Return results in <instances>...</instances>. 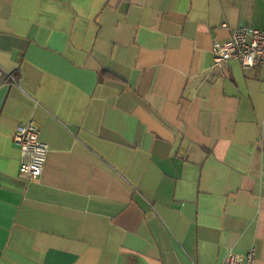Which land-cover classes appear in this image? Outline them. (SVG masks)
<instances>
[{
    "label": "crops",
    "instance_id": "0c3cea01",
    "mask_svg": "<svg viewBox=\"0 0 264 264\" xmlns=\"http://www.w3.org/2000/svg\"><path fill=\"white\" fill-rule=\"evenodd\" d=\"M242 26L264 0H0V264H264V69L213 68Z\"/></svg>",
    "mask_w": 264,
    "mask_h": 264
},
{
    "label": "built area",
    "instance_id": "2783aa9c",
    "mask_svg": "<svg viewBox=\"0 0 264 264\" xmlns=\"http://www.w3.org/2000/svg\"><path fill=\"white\" fill-rule=\"evenodd\" d=\"M228 27L227 24L223 25ZM213 68L222 69L231 60L238 59L245 69L261 67L264 69V29L242 26L233 30L227 40L214 43ZM0 78L5 82L17 83L18 78L0 67ZM41 128L35 120L20 124L13 136L15 145L20 150V172L31 179L42 176L49 146L41 139ZM222 264H257L256 249L244 255L230 251Z\"/></svg>",
    "mask_w": 264,
    "mask_h": 264
}]
</instances>
